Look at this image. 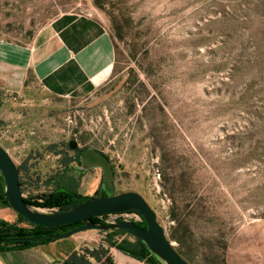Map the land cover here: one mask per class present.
<instances>
[{
	"label": "rangeland",
	"instance_id": "1",
	"mask_svg": "<svg viewBox=\"0 0 264 264\" xmlns=\"http://www.w3.org/2000/svg\"><path fill=\"white\" fill-rule=\"evenodd\" d=\"M66 12L91 14L109 29L113 14L125 38L92 96H49L30 74L29 94H1L0 145L21 166L23 197L48 193L53 182L83 196L105 188L101 169L72 162L74 139L113 162L105 195H142L168 238L176 228L181 244L171 242L190 264H264V0H0V39L29 43ZM133 96L141 101L132 105ZM162 158L177 175L169 196ZM2 208L0 220L27 226ZM106 235L73 238L91 250L106 246ZM110 250L115 264H145Z\"/></svg>",
	"mask_w": 264,
	"mask_h": 264
},
{
	"label": "crops",
	"instance_id": "2",
	"mask_svg": "<svg viewBox=\"0 0 264 264\" xmlns=\"http://www.w3.org/2000/svg\"><path fill=\"white\" fill-rule=\"evenodd\" d=\"M113 64L109 28L91 14L62 13L29 43L0 39V104L3 95L30 93L28 74L45 94L78 101L96 92L108 79ZM6 214V208H2L0 215ZM73 237L0 252V264H62L79 249L80 242ZM118 259L124 263L134 260L124 254H119Z\"/></svg>",
	"mask_w": 264,
	"mask_h": 264
},
{
	"label": "water",
	"instance_id": "3",
	"mask_svg": "<svg viewBox=\"0 0 264 264\" xmlns=\"http://www.w3.org/2000/svg\"><path fill=\"white\" fill-rule=\"evenodd\" d=\"M76 140L68 142V148L74 149ZM81 168L84 170L100 168L102 172L103 185L113 191L114 171L109 158L101 151L94 148H86L80 154ZM0 174L5 185L4 192L8 200L9 208L21 215L29 223L43 227H57L72 224L77 221L82 225L67 232L54 235L55 240L72 236L87 230H109L118 229L139 240H142L148 249L157 256L160 264H190L176 250L167 237L165 228L159 223L156 212L135 191H126L111 196L87 197L83 202L61 212L46 213L37 208L29 206L23 197L19 183V172L8 152L0 145ZM104 188V189H105ZM135 212L144 220L146 227L137 225L132 220L117 218L114 223L96 225L91 218L104 214H117L122 212ZM20 240L35 241L36 238L28 237Z\"/></svg>",
	"mask_w": 264,
	"mask_h": 264
},
{
	"label": "trees",
	"instance_id": "4",
	"mask_svg": "<svg viewBox=\"0 0 264 264\" xmlns=\"http://www.w3.org/2000/svg\"><path fill=\"white\" fill-rule=\"evenodd\" d=\"M111 17V27L109 29L111 39L114 46V55L116 60V49H117V40L123 41L125 38L124 27L117 20L116 16L112 14ZM129 55L134 56L132 50H129ZM114 60V63H115ZM97 91V90H96ZM96 94V92L94 93ZM93 95V94H92ZM91 95V96H92ZM89 97V96H87ZM132 105L140 102L141 99L139 97L133 96L130 99ZM70 161V160H69ZM72 162H76L78 166H81V162L77 160H72ZM67 163H65L66 165ZM160 177H161V187L162 192L167 196L171 195L170 192L173 190V183L176 181L177 175L172 172H168L165 168V160L161 159L160 162ZM19 172V183L21 186V191L23 187L22 180V172L21 166H17ZM66 168L62 170L60 173V177L66 176ZM57 176H54L52 179H56ZM52 180V181H53ZM101 183L103 184V178L101 179ZM53 189L48 193H42L40 195L25 197V202L34 208L47 209L50 213L61 212L67 210L87 199L89 196H83L79 194L75 190L65 189L63 187H59L52 183ZM4 182L3 178L0 174V206L1 207H9L8 200L5 196L4 192ZM97 196H106L105 190L103 188H98L95 191V194L91 197ZM171 197V196H170ZM173 204L171 209H173ZM103 216V215H102ZM21 222L26 223V227H21L18 223H9L4 220H0V252L4 251H12V250H24L28 248H32L38 245L50 243L54 241V235L61 234L67 232L75 227H78L83 224L81 221L74 222L68 225H61L57 227H43L39 225H34L29 223L25 218L18 214ZM101 216L91 218V222L96 225H106L101 219ZM175 219V215L172 212V220ZM20 223V222H19ZM137 225L146 227L144 220L141 217L140 222H135ZM176 228L171 227L169 238L170 241H176L178 244H181V239L176 234ZM106 233L103 242L106 243V246L103 243H100L98 246L90 249H78L71 253L62 264H115L111 255L110 248H115L123 254L135 259L138 262H143L145 264H159L160 260L157 258L155 254H153L147 247V245L129 234H126L123 231L118 229H109L102 231ZM33 237L36 238L35 241L28 240H20L21 238ZM177 250V249H176ZM178 251V250H177ZM179 252V251H178ZM181 255V253L179 252ZM182 256V255H181ZM184 258V257H183Z\"/></svg>",
	"mask_w": 264,
	"mask_h": 264
},
{
	"label": "flooded vegetation",
	"instance_id": "5",
	"mask_svg": "<svg viewBox=\"0 0 264 264\" xmlns=\"http://www.w3.org/2000/svg\"><path fill=\"white\" fill-rule=\"evenodd\" d=\"M86 148H89V147H80L79 145H78V143H77V146H76V148H74V149H70V150H73L75 153H76V158L81 162V159H80V154H81V152L84 150V149H86ZM105 154V153H104ZM106 155V154H105ZM108 158H109V160H110V163H111V166H112V169H113V171H114V177H113V183H114V178H115V176H116V170H115V167H114V165H113V162L111 161V159H110V157L108 156V155H106ZM101 174H102V172H101ZM115 193H112V195H114ZM105 215V214H104Z\"/></svg>",
	"mask_w": 264,
	"mask_h": 264
},
{
	"label": "built area",
	"instance_id": "6",
	"mask_svg": "<svg viewBox=\"0 0 264 264\" xmlns=\"http://www.w3.org/2000/svg\"><path fill=\"white\" fill-rule=\"evenodd\" d=\"M127 213H135V212L127 211V212H122V213H117V214H112L111 213V214H105V215L110 216V218H111L110 223H114L117 218H120V219H123V220H128V219H125L124 216H123V215H127ZM135 214H137V213H135ZM101 217H102V215H101Z\"/></svg>",
	"mask_w": 264,
	"mask_h": 264
}]
</instances>
